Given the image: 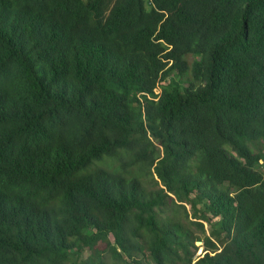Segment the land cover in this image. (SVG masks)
<instances>
[{
  "label": "trees",
  "instance_id": "trees-1",
  "mask_svg": "<svg viewBox=\"0 0 264 264\" xmlns=\"http://www.w3.org/2000/svg\"><path fill=\"white\" fill-rule=\"evenodd\" d=\"M107 256L264 264V0H0V264Z\"/></svg>",
  "mask_w": 264,
  "mask_h": 264
},
{
  "label": "rangeland",
  "instance_id": "rangeland-1",
  "mask_svg": "<svg viewBox=\"0 0 264 264\" xmlns=\"http://www.w3.org/2000/svg\"><path fill=\"white\" fill-rule=\"evenodd\" d=\"M186 57L188 59H190V56L189 55L186 56ZM149 184H150V186H154V187H157L158 186V184L157 183H154L153 181H150ZM168 210H170V209L168 208ZM168 210H166V212H168ZM175 216L176 217H179V218H183V220H184L183 222L184 223H186L188 226H190L193 229V231L196 232L198 235L202 236V232H200L199 227L195 223H192L191 221H189L187 223V219H185V216H184V214L182 212L175 213ZM188 218L191 219V220L193 219L192 215H188ZM203 225H204L205 233L208 234V235H210L209 231L211 229V226H209L208 222H203ZM212 237H214V236H212ZM194 243L197 245V247L195 249V252H194V255H196L197 253H199L201 251L202 241H201V239H196L194 241ZM88 252H89L88 250L84 249L82 252H80L78 255H76L77 262L80 263L79 260L82 259L84 257V254H86ZM105 261L108 262V264H116V263H114L115 261L112 260L109 256H107L105 258Z\"/></svg>",
  "mask_w": 264,
  "mask_h": 264
}]
</instances>
